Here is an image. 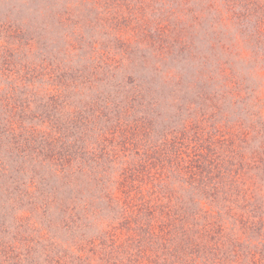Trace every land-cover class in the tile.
I'll return each mask as SVG.
<instances>
[{"label":"rangeland","instance_id":"obj_1","mask_svg":"<svg viewBox=\"0 0 264 264\" xmlns=\"http://www.w3.org/2000/svg\"><path fill=\"white\" fill-rule=\"evenodd\" d=\"M181 6L169 0H0V243L14 245L22 232H31L33 243L40 242L25 264H49L42 238L75 234L77 240L92 228L81 224L67 232L61 227L70 213L66 206L81 202L86 190L78 195L66 180L54 178L45 153L22 143L23 128L33 129L37 143L57 123L62 141L85 147L83 152L93 151L95 136L109 132L118 117L151 122L150 137L158 139L163 126L188 118L197 108L193 86H221L220 67L238 84L258 86L264 96V76L259 75L264 61L255 65L253 78L254 65L235 57L240 43L264 53V38L249 37L245 20H220L198 3L191 6L195 14L171 12ZM105 57L113 60L103 64ZM86 72H95L97 79L85 80ZM212 74L217 81L209 85L206 76ZM53 95L57 103L51 102ZM232 101L230 117L242 114L239 102L245 98ZM92 102L106 107L98 114L89 109ZM123 105L132 107L130 113L116 117ZM70 109L72 114L79 110L83 119L70 121ZM58 184L62 190L53 193ZM3 260L0 253V264Z\"/></svg>","mask_w":264,"mask_h":264},{"label":"trees","instance_id":"obj_2","mask_svg":"<svg viewBox=\"0 0 264 264\" xmlns=\"http://www.w3.org/2000/svg\"><path fill=\"white\" fill-rule=\"evenodd\" d=\"M169 1L182 5L171 11L175 15L195 14L191 6L198 3L220 20H245L249 37L264 38V0ZM239 49L235 57L251 62L250 73L256 78L255 65L264 61V53L241 43ZM108 60L113 59H100L103 64ZM69 69L65 66L66 78ZM225 70L217 71L221 86H193L197 108L190 118L163 126L158 139L150 137L151 122L122 117L109 132L95 136L91 152L63 142L57 123L41 134L42 142L35 143L31 127L20 130L26 136L15 135L45 153L54 178L66 180L78 195L86 190L81 202L66 206L70 213L61 227L70 232L82 224L91 227L90 232L77 240L75 234L63 239L37 234L45 242L49 264H264V96L258 86L240 85ZM82 77L97 79L95 72ZM206 78L208 84L217 81L213 74ZM233 98L246 102H239L242 114L230 117L227 109L229 102L236 103ZM51 102L57 103V97ZM87 104L98 114L106 107ZM130 109L119 106L115 115ZM68 113L72 122L81 117L79 110ZM10 127L12 133L15 125ZM62 186L53 185L52 192ZM33 239L31 232H22L14 245L1 242L3 262L25 264L40 242Z\"/></svg>","mask_w":264,"mask_h":264}]
</instances>
